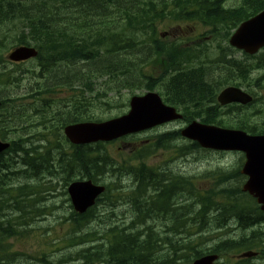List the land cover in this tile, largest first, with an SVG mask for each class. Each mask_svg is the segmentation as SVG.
Returning a JSON list of instances; mask_svg holds the SVG:
<instances>
[{"label":"trees","instance_id":"trees-1","mask_svg":"<svg viewBox=\"0 0 264 264\" xmlns=\"http://www.w3.org/2000/svg\"><path fill=\"white\" fill-rule=\"evenodd\" d=\"M263 8L264 0H243L234 8H226L222 0H0V49L3 50L6 46L9 51L14 42L17 45H33L38 48L41 73L52 72L54 80L32 87L29 96L36 98L55 93L57 87H71V84H76L65 71L54 72L58 63L83 62L81 67H85V64L92 62L91 64L98 65V69L104 67L114 70V73L104 71L108 73L104 76L127 77V83L134 84L133 78L136 75L133 74V65L134 59H138L136 49L145 48L153 52L156 57L153 61L160 64L162 71L158 75H154V69L148 74L142 73L146 79L144 86L149 90L160 87L167 103L182 107L185 120L201 118L206 123H226L229 127L264 133V124H257L252 119L253 114L244 111L228 123L225 114L216 104L217 93L222 87L230 84L242 86L249 82L247 74L264 68V52L252 57L257 61L251 65L235 57L228 58L230 48H220L222 52L218 57L206 60L204 45L178 43L163 38L159 33V27L165 21L167 24L182 23L190 27L204 25L207 34L216 36L220 41H227L240 22ZM232 51L234 50L231 49ZM102 52L108 57L105 63L98 64L96 60L101 57ZM206 65H210L212 71ZM16 71L7 67L5 56L0 54V87L19 83L21 79L15 76ZM124 71L125 73H118ZM98 72L102 73L97 70L90 73L91 80ZM75 78L79 81L77 76ZM236 79H241V82L235 81ZM22 99L19 97L17 100ZM124 104L125 102L117 101L108 106L121 108ZM49 107L46 104L43 108ZM234 108L242 107L233 105L229 109ZM5 111L6 115L15 118L4 120L7 123L5 127L13 128L19 126L15 124L16 121L28 115L29 107L18 103L17 107H7ZM72 112L73 109L68 111L71 114L67 118L75 122L89 117L93 119L92 112L81 115ZM179 137V131L157 135L150 144L139 148L136 153L132 152L133 155L123 160L118 168L117 162L99 152L101 144L75 147L71 155H63L62 170L69 175L76 171L94 181L102 180L100 175L105 172L121 177L123 169L132 166V160L150 157L159 149H168ZM198 148L197 143H187L181 146L180 152L189 155ZM20 150L21 148L18 151ZM26 150L28 149L25 148V153L20 152V155L23 156L24 164L30 166L26 162L37 158ZM144 164L138 165L137 173H141V178L149 186V180H156L157 174ZM3 166L0 165V174L5 169ZM107 166L109 169H106ZM240 167L241 163L232 169L222 168L213 173L214 182L208 189H200L204 182L202 180L193 184L189 178L170 174L172 182L167 185L169 187L164 194L165 198L159 203L146 205L145 202L151 201L152 197L143 195L139 190L130 200L137 214L136 218L141 223L152 220L154 216L170 219V224L166 225L167 235L161 238L160 232L147 226L148 235L145 237L146 233L136 231L133 235L137 239L133 241L134 236L114 227V238H108V246L100 244L95 248H81L75 257L88 264H95L97 260L106 261L108 264H188L208 253L201 243L206 239L205 235L211 234L210 226L214 225L216 229L226 228L228 220L234 217L242 228L241 234L220 241L210 250L220 253L221 256L225 255V260L220 264H253L254 258L236 257L238 253L249 249L259 251V257L263 259L264 231L261 225L264 223V212L260 210L255 199L241 191ZM204 176L208 177L205 174ZM3 179L0 176V218L8 217L5 213L7 210L20 213L19 216L12 217L14 223L11 218L0 219V264H11L25 254L15 251L9 241L12 237L26 234V226L21 222V217L23 214L26 219L30 216L31 212L25 208V202H31L30 196L37 186L25 183L17 188L4 187ZM234 180H238V184ZM117 189V184H107V191L98 203L103 200L107 204L115 202L120 197L116 195ZM182 190L185 199L175 205L174 197ZM93 209L82 215L73 211L67 217L70 230L74 231L68 239L71 245L85 242L93 235L81 232L94 219ZM20 226L25 227L18 229ZM78 233L80 234L77 235ZM138 240L141 242L134 244ZM78 241L80 243H76ZM161 243L166 244L171 251H167L166 255L161 253L156 256L155 250L159 252ZM152 259L155 261L146 263ZM43 261L44 264H55L46 257Z\"/></svg>","mask_w":264,"mask_h":264},{"label":"rangeland","instance_id":"rangeland-1","mask_svg":"<svg viewBox=\"0 0 264 264\" xmlns=\"http://www.w3.org/2000/svg\"><path fill=\"white\" fill-rule=\"evenodd\" d=\"M241 3L242 0H225V7H236ZM108 20H110V18ZM120 23L123 24V21L120 20ZM166 24L167 23L165 21V24L160 26V32H169L168 34L172 39H186V37L188 36H191L194 39L195 37H198V35H201L206 28L203 25H198L197 27H195L196 29L192 28L190 30V27L188 28L186 24L173 26H168ZM199 41L200 44L208 42L209 51H212L214 46L217 45L216 41L208 38V36L206 35H203V37H201ZM14 46H17L16 42H14V44L12 45V47ZM224 46H227V41L224 43ZM7 50L8 48H6L5 46V49H0V54L5 56V54L8 52ZM136 54L138 55V59H134L135 65H133V67L135 68L133 74L136 76H134L133 78L134 85H132V87L128 85V81L125 79L127 77H114V75H112L111 77L107 75L104 76V74H108L104 71H111L114 73V70H110V68L104 67L98 69V65L91 64L92 62L90 64H85V67H81V64L83 62L77 64L58 63L54 68V72L61 71L62 73V71H65V73L70 74L75 81L76 86L74 88L68 86L57 87L55 88L56 95L58 97H63L66 100L70 99L71 102L67 103L66 101V104H68L67 106H73L76 104L73 96L76 93H82L86 97V100L82 103H78L79 107L77 111L80 115L81 113L87 112L90 114L92 112L93 118H98V120H106L119 115L122 112L125 113L129 111V101L131 96L133 94L140 95L147 91V89L144 88L146 79L142 73L148 74L151 69H154V73L155 75H157L162 71V67L160 66V64L153 61L154 59H156V57L155 55L153 56L152 52L148 51L147 49H140L138 47L136 49ZM239 55L241 57L240 53ZM107 57V54L102 52L101 57H99L96 62L98 64L105 63ZM248 62H252V60H249ZM7 65L10 70H17L15 74L17 77H20L21 80L19 83H15L10 86L7 85L6 87H0V95L2 97L10 98V96L24 93L28 89L30 90L32 87H35V85L39 86L45 83V81L52 82L54 80V75L52 74V72L43 73L40 76V68L37 67L38 61H31L19 65L8 62ZM95 66L96 68H94ZM92 68L94 69L92 70ZM96 70L102 71V73H95V77L93 76V79L91 80L90 73L95 72ZM118 73H125V71ZM263 74L264 70H261L260 72L251 74L249 79L254 81L256 78L261 77ZM23 76L25 78H23ZM75 76L78 77L79 81H77ZM91 81L93 83H91ZM260 84L261 85L259 87L251 88L255 90L259 95H264V78L262 79ZM77 85H79L78 89L76 88ZM156 89L161 90L160 87H156ZM80 98H82V96ZM92 99L95 100L92 101ZM26 101L30 102L31 99H27ZM117 101L125 102V104L121 108H109L107 105H105V102L111 104ZM35 105L40 107V101L35 102ZM224 109L226 110L225 118L228 123L230 119L235 118L236 116H238V114L244 113L245 111L246 113L253 114V119L256 123H259L261 125L264 124V99L256 103L254 107L248 109L234 108L230 110L229 107H225ZM256 109L258 110L255 111ZM46 113L49 117H52L49 110ZM35 116L36 118L43 120L44 122L45 116H43V114ZM57 121L60 122V119H58V117L50 120L48 123H43L39 120H31V126L40 123L37 128H33L30 130L29 135H32L34 133L32 137H36L30 140V144H28L27 142H24L23 144L25 148L32 150L35 154H40L45 152V150H42V147L39 146V144L46 145L49 143L47 149H50L51 156L42 155L39 157L42 158L44 162L51 163L50 167L48 168L49 173H52L54 170H60L59 164H57L55 160L59 159L57 152L58 150H60V146L62 149H68V151H72V149L69 148L66 137L64 138V135L58 132L60 128ZM184 125L185 122L183 121L167 123L154 129L142 132L140 134L131 137L128 136L127 138L104 144L100 147L99 152L102 155H107L115 162H121L123 161V159L128 158V155L131 151L134 150L135 146H138L140 143L149 141L151 136L165 131L178 130ZM24 130L26 131L29 129H21V136H23ZM11 132L12 133L10 135L6 134V140H18L19 137H21L20 133H13L14 131ZM47 139H49L52 144H50ZM18 143L21 145V141H19ZM184 143H186L184 139L178 141L174 140L172 142L173 146H170V148L168 149H159L157 153L152 157H147L144 160H146L148 164L158 166H164L165 161L170 160V162L168 163V167L171 169H176L172 170L175 174H177L176 172H179L183 176L191 178L193 182L202 180L204 181L203 187L210 188L214 182L212 177L215 175L213 173L219 171V168L232 169L236 167L237 162L241 157L239 153L233 151L220 152L213 150L204 151L201 149H199L195 153H190L189 155H187L183 152H180L179 150V145ZM54 144L57 145L52 146ZM95 145L96 144H94V146ZM164 150L169 151L170 154L174 156V158L171 159V157H168L169 153L165 152ZM96 154H98V152H96ZM26 164H29L30 166L23 167L21 161L15 159L12 165L8 168L10 172L14 173L13 175L10 173V177L12 179L10 182L12 183L13 187H17L25 183H27L29 186H37L33 190V194L30 196L31 202H25V208H27V210L31 212L30 216L27 219L26 215L24 216V214L21 217V222L24 223L26 227H17L18 229L25 227L24 229L26 231V234L17 238L12 237L9 243L12 244L15 251L25 253L26 255L30 256V259L26 260L23 257H19L15 259V261L11 264H35L37 262L34 260L35 258H38L39 261L42 262H37V264H44L43 259L45 257L46 259L53 261L55 264H72L74 262L73 259L76 258L75 256L77 251L83 246L88 247L90 245H96L97 243H101L102 245L105 244L106 246H108L109 241L106 239V237L110 235L109 229L114 225H117L118 229H127L126 232L128 233L136 231L144 232V234L146 233L145 237L148 235L147 226H151L152 230L160 232L159 235L161 238H164L167 235L166 225L170 224V219H165V221H163L157 219L154 220L153 218L152 220L141 223V221L136 218V215L130 211V206H124L125 204H127L125 203L126 201H115L112 204H107L104 201L98 204L96 213L94 212L93 214L94 219L91 220V222L87 224L86 227L81 231L82 233H92L93 236H91L90 238H99V240L90 241L82 245H71L68 242V239L73 235L74 232H70V224L67 221V217H69L70 213L74 211L72 207V201L68 192V185L73 180L72 175H69L67 173L58 175L53 173L49 174L45 172L47 170L41 169L42 173H39L38 177L33 178L31 175L27 174L32 172V170H30L29 168L38 170L41 165L37 160H28ZM24 169L27 171L22 172ZM106 169H109V166H107ZM177 169H180L181 171H177ZM204 174L208 177H205ZM100 177L103 182L119 185L120 189L116 191L118 195H126L133 188L131 186L132 178H130L129 175L123 176L120 180L117 179L116 175L113 176L111 172H105L100 175ZM112 178L114 179L112 180ZM75 179L76 178H74V180ZM77 179L81 178L77 177ZM103 179H105L106 181H104ZM234 183L238 184V180H234ZM153 193L154 192H150V194ZM5 213L8 214V217H3L0 219L7 220L8 218L9 220L11 218L13 220V223L14 218L12 217H17L20 215L19 212L13 213L11 210H7L5 211ZM98 214H101L100 219H98ZM122 215H125L126 218L123 219ZM229 223L231 224L232 230L229 231V233L226 235H224V232L227 229H216L214 225H211V234L205 235L206 239L202 240L201 243L202 248L208 251L226 238L239 236L242 231L241 228H238L239 225L236 221V218L230 219ZM80 233H78L77 235H79ZM130 234L134 236L133 233ZM136 239L137 237L135 236L134 238H132L133 241H135ZM137 242L140 243L141 241L138 240L134 244H137ZM155 251V255L159 256L161 255V253L166 255L167 251L171 250L170 248H167L166 244L161 243L159 252L157 253V250ZM44 254H46V256ZM154 261L155 259H152L146 261V263H151ZM263 262V259H256L253 261V264H263ZM188 264H192V262Z\"/></svg>","mask_w":264,"mask_h":264},{"label":"water","instance_id":"water-1","mask_svg":"<svg viewBox=\"0 0 264 264\" xmlns=\"http://www.w3.org/2000/svg\"><path fill=\"white\" fill-rule=\"evenodd\" d=\"M231 44L244 49L248 53H255L264 47V10L258 15L243 22L233 34ZM34 48L21 46L10 54V59L21 61L36 56ZM223 103H247L251 97L237 88H227L219 96ZM132 109L126 115L106 122H84L66 127L65 132L75 144H86L98 140H112L131 132H137L157 124L179 119L181 114L176 109L163 103L157 93H148L146 96L133 97ZM182 134L198 141L202 146L221 149L239 150L245 153L246 162L242 173L249 176L244 185V191L253 195L264 210V136H249L243 131L229 130L212 125L191 123L182 130ZM7 144L0 143V151ZM104 190L91 181H77L70 185L69 193L75 209L85 212L95 203L98 195ZM249 252L243 256H251ZM216 255H208L194 262V264H214Z\"/></svg>","mask_w":264,"mask_h":264},{"label":"bare ground","instance_id":"bare-ground-1","mask_svg":"<svg viewBox=\"0 0 264 264\" xmlns=\"http://www.w3.org/2000/svg\"><path fill=\"white\" fill-rule=\"evenodd\" d=\"M11 166V165H10ZM11 170V169H10Z\"/></svg>","mask_w":264,"mask_h":264}]
</instances>
